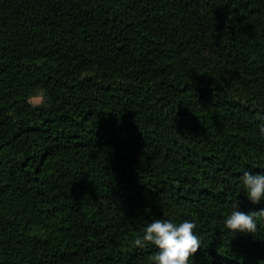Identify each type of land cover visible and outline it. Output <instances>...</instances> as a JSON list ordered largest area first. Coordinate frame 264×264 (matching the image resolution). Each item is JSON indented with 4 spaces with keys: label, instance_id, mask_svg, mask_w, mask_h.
Wrapping results in <instances>:
<instances>
[{
    "label": "trees",
    "instance_id": "trees-1",
    "mask_svg": "<svg viewBox=\"0 0 264 264\" xmlns=\"http://www.w3.org/2000/svg\"><path fill=\"white\" fill-rule=\"evenodd\" d=\"M260 87L264 0H0V264H152L157 218L262 264Z\"/></svg>",
    "mask_w": 264,
    "mask_h": 264
},
{
    "label": "clouds",
    "instance_id": "clouds-1",
    "mask_svg": "<svg viewBox=\"0 0 264 264\" xmlns=\"http://www.w3.org/2000/svg\"><path fill=\"white\" fill-rule=\"evenodd\" d=\"M260 133L264 135V124L260 125ZM241 182L251 203L264 201V174L253 175L245 171ZM258 218H264V209L245 213L239 210L236 201L224 224L231 232L252 235L258 230ZM196 228V223L190 220L175 223L157 218L146 225L142 237L136 238L133 244L137 248L153 245L158 249L149 258L152 264H193L195 255L203 245L201 237L195 232Z\"/></svg>",
    "mask_w": 264,
    "mask_h": 264
},
{
    "label": "rangeland",
    "instance_id": "rangeland-1",
    "mask_svg": "<svg viewBox=\"0 0 264 264\" xmlns=\"http://www.w3.org/2000/svg\"><path fill=\"white\" fill-rule=\"evenodd\" d=\"M260 93H261V97L260 99L264 100V87H260ZM32 101L35 103V104H40L42 102V97H35L32 99Z\"/></svg>",
    "mask_w": 264,
    "mask_h": 264
}]
</instances>
